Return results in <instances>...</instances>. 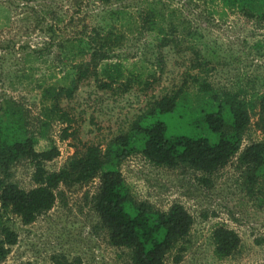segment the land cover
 <instances>
[{
    "label": "rangeland",
    "instance_id": "1",
    "mask_svg": "<svg viewBox=\"0 0 264 264\" xmlns=\"http://www.w3.org/2000/svg\"><path fill=\"white\" fill-rule=\"evenodd\" d=\"M155 9L165 19L178 20L174 32L165 22L138 27L139 14L143 18ZM94 30L121 34L113 55L122 65V84L101 90L90 78L79 84L71 99L60 101L77 133L61 140L64 125L51 123L48 135L59 155L46 168L58 170L83 144L104 149L164 96L184 92L194 100L201 80L219 95L238 93L246 102L255 101V107L239 150L225 165L208 173L184 165H157L137 153L124 159L120 172L139 202L161 212L177 203L192 217L186 241L177 242L164 264H264V178L250 189L237 165L246 147L264 144V130L256 125L257 98L264 93V21L225 10L214 0H0V101L12 99L26 112L27 129L35 132L40 124L37 85L55 82L76 61L56 57L62 46L67 40L87 42ZM163 36L173 39L174 45L158 48ZM50 44L54 54L34 59L33 50ZM46 146L48 142L39 138L37 149ZM32 171L23 160L12 168L11 179L28 190L34 186ZM98 186L95 180L66 190L63 200L58 198L49 212L29 225L1 210L2 221L13 224L18 239L0 264H55L51 257L57 254L77 257L81 264H131L128 250L109 245L95 227L90 197ZM218 226L240 238L237 249L225 258L214 252L213 232Z\"/></svg>",
    "mask_w": 264,
    "mask_h": 264
},
{
    "label": "trees",
    "instance_id": "2",
    "mask_svg": "<svg viewBox=\"0 0 264 264\" xmlns=\"http://www.w3.org/2000/svg\"><path fill=\"white\" fill-rule=\"evenodd\" d=\"M214 1L225 10H237L249 18L264 21V0ZM139 16L140 28L146 24L158 27L159 23L165 22L174 32L180 25L178 20L175 23L172 18L165 19L164 13L158 9L143 18ZM86 37L87 42L67 40L56 55L58 59H76L70 72L65 71L55 82L37 85L41 89L42 104L37 131L27 129V114L14 100L1 98L0 211L9 210L21 224L29 225L49 212L58 198L63 200L66 190L98 180V189L90 197V208L95 216V227L106 235L109 245L128 250L131 264H164L177 242L186 241L192 217L177 203L161 212L146 202H139L122 177L121 163L130 155L141 153L157 165H184L210 173L225 165L239 150L255 101L246 102L238 93L222 92L219 95L208 82L201 80L197 82L199 93L194 100L184 92L182 96L180 92L164 96L154 107L136 116L128 128L104 149L100 145L83 144L81 148H75L58 170H49L46 163L59 155L48 135L51 123L57 121L64 125L61 140L77 133L72 128V116L60 106V101L71 99L84 80L92 78L99 89L110 90L117 82L121 85L124 78L122 65L114 62L113 55L121 34L110 30L101 35L100 31L94 30V34ZM165 37L161 38L158 48L174 45L173 39ZM52 51L50 44L47 48L33 50L32 56L41 60L44 53L50 55ZM257 100L256 125L264 130V93ZM39 138L48 142L42 150L37 149ZM23 160L33 167L31 179L34 186L28 190L11 179L12 168ZM237 165L247 185L253 189L264 178V144L246 147ZM17 239L13 224L9 220L5 223L0 216V262L6 259ZM213 242L215 255L225 258L237 249L240 238L233 230L218 226L213 232ZM51 259L55 264H81L79 258L69 259L65 254L53 255ZM178 259L179 252L175 254V261Z\"/></svg>",
    "mask_w": 264,
    "mask_h": 264
}]
</instances>
